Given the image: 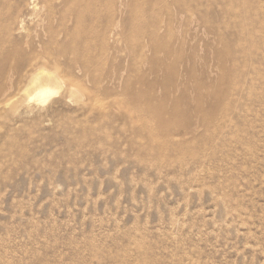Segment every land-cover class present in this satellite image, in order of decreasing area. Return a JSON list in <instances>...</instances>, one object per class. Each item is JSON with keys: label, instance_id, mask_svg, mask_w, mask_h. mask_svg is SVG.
I'll use <instances>...</instances> for the list:
<instances>
[{"label": "rangeland", "instance_id": "374dc122", "mask_svg": "<svg viewBox=\"0 0 264 264\" xmlns=\"http://www.w3.org/2000/svg\"><path fill=\"white\" fill-rule=\"evenodd\" d=\"M47 1L0 0V264H264V0Z\"/></svg>", "mask_w": 264, "mask_h": 264}, {"label": "bare ground", "instance_id": "6f19581e", "mask_svg": "<svg viewBox=\"0 0 264 264\" xmlns=\"http://www.w3.org/2000/svg\"><path fill=\"white\" fill-rule=\"evenodd\" d=\"M33 1V0H31ZM29 2V1H28ZM49 2V0L47 1ZM27 4V3H26ZM67 4H69V7L70 9H72L74 11V16L76 18V21H75V28L74 31L71 33L69 30H67V33H66V38L68 40V38L74 36L75 38H78L79 37V33H80V27L82 28V23H83V17H84V14H85V11L83 9H81L79 7V4H78V1L77 0H67ZM30 5V4H29ZM45 6V5H44ZM68 6V5H67ZM45 9V8H44ZM21 12V11H20ZM20 14V13H19ZM66 15V13H64ZM73 17V15H72ZM22 17L19 16V15H16V17H12V18H9L8 20H4L2 21L0 19V33L1 31H3V34L4 32H7L8 34L12 33L14 30H17V32H21L20 31V23H21V20ZM73 21V20H72ZM71 22V21H70ZM71 24V23H70ZM61 28V26H60ZM53 32V31H52ZM58 32V31H57ZM6 33V34H7ZM82 33V32H81ZM13 34V33H12ZM16 34V33H15ZM19 34V33H18ZM26 34V33H25ZM37 34V33H36ZM46 34V33H44ZM27 35V34H26ZM32 35V34H31ZM29 35V36H31ZM53 35V34H52ZM10 36V35H9ZM8 36V37H9ZM51 36V35H50ZM49 36V37H50ZM56 37V36H55ZM58 37V36H57ZM246 38H248L247 35H245ZM61 38V37H60ZM29 39V38H27ZM26 39V40H27ZM60 40V39H59ZM251 41H253V38L250 39ZM13 41V40H12ZM79 41H77L72 47H74L76 50H79ZM11 44L10 40H8L6 37L4 36H0V56H3L2 59L0 58L1 60V66H0V69L4 72V70L8 69V71H12V72H15L17 71V69H19L20 67L18 65L16 66H12V65H15L13 62H15L17 60V57L18 55L21 54V48L18 47L17 45L14 44V46H11L8 48V45ZM20 46V45H19ZM25 46V45H24ZM39 46V44H38ZM44 46V45H43ZM51 48V47H50ZM28 49V48H27ZM43 49V48H42ZM59 49V48H58ZM39 50V49H38ZM20 51V52H19ZM42 51V50H41ZM48 51V50H47ZM76 53H78L77 51H75ZM38 53V52H37ZM36 54V52H35ZM21 56V55H20ZM46 56V55H45ZM47 56L49 57V59H52L51 63H44V64H41L39 62L36 61L35 58H32L30 60V62L27 64V66L25 67V77H29L32 79V82L34 83L35 81H40V84L43 83V84H50V83H58L59 80V76H58V72L60 71L61 67H60V64L56 61L55 57L52 55V54H49V52L47 53ZM58 56V55H57ZM59 57V56H58ZM74 57V56H73ZM41 59V58H40ZM44 59V58H42ZM46 59V58H45ZM20 61V59H19ZM42 62V60H39ZM48 61V59H47ZM18 62V61H16ZM49 62V61H48ZM21 65V63H20ZM22 69V68H21ZM13 74V73H12ZM20 74V72H19ZM11 75V74H10ZM16 75V74H15ZM17 76V75H16ZM228 76V75H227ZM19 78V77H18ZM17 78V79H18ZM13 79V77H12ZM24 79V78H23ZM28 79V78H27ZM228 81H230V78H226ZM11 80V79H10ZM30 81V80H29ZM27 80V82H29ZM42 81V82H41ZM13 82V80H12ZM11 82V83H12ZM24 82H25V79H24ZM31 82V84H32ZM61 82V81H60ZM14 83V82H13ZM16 83V81H15ZM30 83V82H29ZM36 83V82H35ZM34 83V84H35ZM28 84V83H27ZM30 84V85H31ZM10 85L12 84H9V87ZM13 85H16V84H13ZM21 85V84H19ZM29 85V84H28ZM29 85V86H30ZM6 86V85H5ZM27 86V85H26ZM27 86V87H29ZM43 86V85H42ZM39 88L40 86L38 85L35 86L37 87L38 89L36 90L37 93L35 95V97H33L35 100L34 101H37V102H45L47 99H49L51 96L55 95L54 93H58L56 92L54 89L48 87V86H45ZM26 87V88H27ZM34 87V88H35ZM17 88V86H16ZM32 88H33V85H32ZM31 89V88H29ZM28 89V90H29ZM27 91V90H26ZM25 91V88H24V92ZM31 91V90H30ZM33 91V90H32ZM35 91V90H34ZM28 93V91H27ZM30 93V92H29ZM33 93V92H32ZM226 89H219V90H216L214 92V95H215V98L217 99V101H221L222 99H224V97L226 96ZM35 94V93H34ZM57 96V95H56ZM31 101V99H30ZM34 101H31V102H34ZM223 108H214L212 109L209 113H205L204 114V120L206 123H211L213 122V120H216V117L217 115L223 111L222 110ZM159 112V111H158ZM161 112V111H160ZM159 112V113H160ZM163 113V112H162ZM175 113V112H174ZM163 115V114H162ZM176 115V114H175ZM160 116V115H159ZM170 116V115H169ZM164 117V115H163ZM175 118V117H174ZM161 120V119H160ZM166 121V120H165ZM169 128V127H168ZM163 132V131H162ZM167 133V132H166ZM168 135V133H167Z\"/></svg>", "mask_w": 264, "mask_h": 264}]
</instances>
